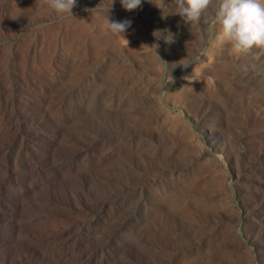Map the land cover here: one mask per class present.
<instances>
[{
  "label": "rangeland",
  "instance_id": "rangeland-1",
  "mask_svg": "<svg viewBox=\"0 0 264 264\" xmlns=\"http://www.w3.org/2000/svg\"><path fill=\"white\" fill-rule=\"evenodd\" d=\"M176 8L0 0V264H264V50Z\"/></svg>",
  "mask_w": 264,
  "mask_h": 264
},
{
  "label": "clouds",
  "instance_id": "clouds-1",
  "mask_svg": "<svg viewBox=\"0 0 264 264\" xmlns=\"http://www.w3.org/2000/svg\"><path fill=\"white\" fill-rule=\"evenodd\" d=\"M120 2L124 9L131 11L138 8L142 0ZM45 3L62 15L72 13L76 0H45ZM175 4V13L186 22L200 23L202 18L206 21V13L211 8L219 25L220 39L231 45L233 54L245 55L253 48L264 50V0H175ZM131 23L130 20L118 22L108 18L107 29L114 35H120L127 31ZM183 60L179 63L187 68L189 64L183 63Z\"/></svg>",
  "mask_w": 264,
  "mask_h": 264
},
{
  "label": "bare ground",
  "instance_id": "bare-ground-1",
  "mask_svg": "<svg viewBox=\"0 0 264 264\" xmlns=\"http://www.w3.org/2000/svg\"><path fill=\"white\" fill-rule=\"evenodd\" d=\"M33 33H34V32H33ZM22 43H23V42H22ZM24 45H26V44H24ZM28 45H29V43L27 42V45H26V46H28ZM2 191H3V185H0V195L2 194ZM261 197H262V196H261ZM259 199H260V198H259ZM261 199H262V198H261ZM263 199H264V197H263ZM263 199H262V200H263ZM10 214H11V213H10ZM10 214H9V215H10ZM12 214H13V213H12ZM0 215H1V214H0ZM5 216H7V214H6ZM9 217H10V216H8V218H9ZM13 217H14V214H13ZM13 217L11 216V220H13V221L15 222V224H16L15 226H18V222H16V221H18V220H16L17 216H16V218H13ZM6 218H7V217H6ZM4 220H5V219H4ZM15 220H16V221H15ZM0 241H2V240H0ZM86 261H87V260H86ZM86 261H85V262H86ZM85 262H84V263H85Z\"/></svg>",
  "mask_w": 264,
  "mask_h": 264
}]
</instances>
